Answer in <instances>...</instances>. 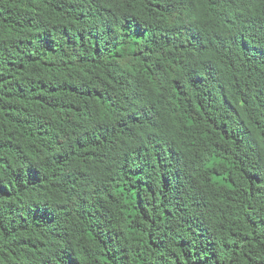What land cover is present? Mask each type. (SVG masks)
<instances>
[{"label": "clouds", "instance_id": "clouds-1", "mask_svg": "<svg viewBox=\"0 0 264 264\" xmlns=\"http://www.w3.org/2000/svg\"><path fill=\"white\" fill-rule=\"evenodd\" d=\"M20 2L0 0V264H264V0Z\"/></svg>", "mask_w": 264, "mask_h": 264}, {"label": "trees", "instance_id": "trees-1", "mask_svg": "<svg viewBox=\"0 0 264 264\" xmlns=\"http://www.w3.org/2000/svg\"><path fill=\"white\" fill-rule=\"evenodd\" d=\"M18 6L22 10H24V11H31V6L27 4L26 0H21V2L18 4ZM44 7L47 8L48 5L46 4V5H44ZM116 59H119V55L118 54L116 56ZM29 62L38 64L39 67H40V69L43 72H45V73L50 72L53 69V66L50 63H48V62L41 63L39 60H34V61H29ZM9 67H11V65H9ZM19 70H21V71L23 70V65L20 66V69ZM79 70L81 72L84 71L83 68H80ZM124 70H126L129 73V75H131L133 72L137 71V69L134 68L132 65H128L127 68L124 69ZM139 71L142 74H145L146 73V70L145 69H139ZM144 79H146L149 82H151L152 77L150 75L145 74L144 75ZM109 80H111L110 77H109ZM40 91H41V93H43L44 89H41ZM61 91L64 92V93H67L69 96L73 95L71 89H62V90H57L56 93H53V96L58 95V93L61 92ZM40 103H43V101H40ZM57 106H59V105H57ZM44 108L49 113H52L53 112V106L50 105V104H44ZM69 108H70V110L74 111L75 110V105H70ZM13 110H14V108H10L9 109V112H11ZM29 123H31V121ZM11 124H12L13 127H19L20 121L17 120V119H13V120H11ZM192 124H193V121L191 119H186L185 120V126L186 127H191ZM21 131H23V129H21ZM35 135L36 136H40L41 135V132L39 131L38 128L35 131ZM214 163L218 164V163H221V162L219 160L209 161V163L207 165V169L211 172V176L209 177L210 181H212V182H218V183H220V185L222 187H231L232 185H231L230 179L227 176L221 178V176L216 172L215 168L212 167V165ZM224 163H225V166L227 167L228 166L227 163L226 162H224ZM133 175L134 174L130 171L127 174V176H125V180L126 181L132 180L133 179ZM135 177H136V179H138L139 178V173H136L135 174ZM225 181H227V183H225ZM129 187L132 188L133 191L136 190L133 184H129ZM140 189H141V191L145 190V184L144 183H141L140 184ZM118 190H121L122 191V189H118ZM126 214H128V215H135L136 214V209L127 210V213ZM102 259H106V258H102Z\"/></svg>", "mask_w": 264, "mask_h": 264}]
</instances>
